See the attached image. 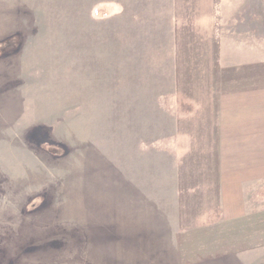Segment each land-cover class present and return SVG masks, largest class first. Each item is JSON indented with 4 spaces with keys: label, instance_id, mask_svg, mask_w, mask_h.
I'll list each match as a JSON object with an SVG mask.
<instances>
[{
    "label": "rangeland",
    "instance_id": "374dc122",
    "mask_svg": "<svg viewBox=\"0 0 264 264\" xmlns=\"http://www.w3.org/2000/svg\"><path fill=\"white\" fill-rule=\"evenodd\" d=\"M263 59L264 0H0V264H244L186 188Z\"/></svg>",
    "mask_w": 264,
    "mask_h": 264
},
{
    "label": "crops",
    "instance_id": "0c3cea01",
    "mask_svg": "<svg viewBox=\"0 0 264 264\" xmlns=\"http://www.w3.org/2000/svg\"><path fill=\"white\" fill-rule=\"evenodd\" d=\"M254 67L258 79L252 87L262 90L245 103L219 98L211 161L196 162L200 172L186 188L200 222L189 231L199 243V259L264 264V59Z\"/></svg>",
    "mask_w": 264,
    "mask_h": 264
}]
</instances>
